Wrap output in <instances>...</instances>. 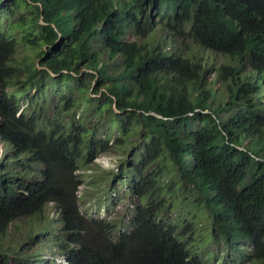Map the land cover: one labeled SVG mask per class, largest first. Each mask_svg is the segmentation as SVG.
I'll return each instance as SVG.
<instances>
[{
	"label": "trees",
	"instance_id": "1",
	"mask_svg": "<svg viewBox=\"0 0 264 264\" xmlns=\"http://www.w3.org/2000/svg\"><path fill=\"white\" fill-rule=\"evenodd\" d=\"M0 8L9 20L0 24V264H210L189 241L199 214L209 222L202 239L264 264V0ZM176 33L192 39L188 49ZM211 54L235 62L218 69L227 91L207 88ZM136 135L133 173H115L139 198L130 224L87 218L81 166ZM176 191L194 215L184 230L163 218Z\"/></svg>",
	"mask_w": 264,
	"mask_h": 264
},
{
	"label": "rangeland",
	"instance_id": "2",
	"mask_svg": "<svg viewBox=\"0 0 264 264\" xmlns=\"http://www.w3.org/2000/svg\"><path fill=\"white\" fill-rule=\"evenodd\" d=\"M2 10L3 9L0 8V16L2 15ZM154 20L155 22H158V19ZM0 24L1 27L5 25L9 26V20L0 18ZM160 27L161 26H159L157 30ZM186 31L188 32L189 28H187ZM176 34V42L181 46V50L188 49L187 46L191 44L192 39L189 36H184L179 33ZM128 38L130 40L136 39V37L132 34L128 35ZM26 54L27 53L23 51V53L19 54V58L24 57ZM210 56L213 67L205 75L207 88L212 91H227L226 85L220 78L218 69L224 64L231 65L235 62L231 57L221 54H211ZM66 85L67 84H64L59 88L53 86L50 91H66ZM103 90L104 88L101 86L96 90L95 85L91 88L90 93H95L94 98L104 99V96L101 94ZM109 131L111 132L112 142L121 136V133L116 129L113 123L109 126ZM140 138L141 136L136 135L135 137L130 138L131 143L129 145L124 147L119 145L117 146V149L100 155L96 162L92 164H83L81 166L79 173L81 174L84 183L78 192L79 207L87 218L97 219L104 223L124 224L126 227L130 224L132 217L135 214L134 202L139 203V198L127 190V187L122 182L123 180L121 177H116L115 173L118 174L120 172L121 165L125 167L129 173H133L131 166L128 167L126 164L130 163L134 153L139 152L141 149ZM247 143L248 141L245 142V144ZM4 152L5 145L0 142V158ZM187 194L190 196V193ZM179 196H181L182 199H180ZM185 199L186 197L181 192L176 191L173 196L174 206H172L163 215V218L171 219L175 223H177V219H181L180 223L183 230L186 229L185 220L194 218L191 211H186L182 208V206H178L185 202ZM187 199H190L195 204L194 198L188 197ZM48 214L52 221V226L55 230H58L60 224L53 221L56 216L53 206L49 207ZM19 223L22 224V221ZM208 223L207 217L199 214L197 215V219L193 222L196 228L193 227L189 230L191 232L189 241L190 243H193V241L195 242L193 246L195 251H201L204 256L206 255V257H210V264H252V260L248 257V259L242 258V260H240V258L234 257V253L232 254V257L226 256V246L224 244L219 243L217 245L214 241H211L212 243H208L205 239H202L203 237L206 238V236L210 235L209 228L207 226ZM194 228L195 230L192 232ZM16 243L18 242L16 241ZM19 243H23V238ZM24 249H26V247H24ZM215 251L217 253H213ZM215 257H218L216 261ZM218 261L221 262L218 263Z\"/></svg>",
	"mask_w": 264,
	"mask_h": 264
}]
</instances>
